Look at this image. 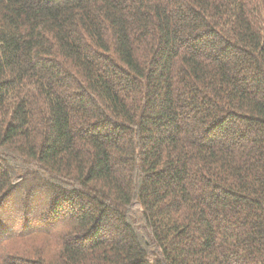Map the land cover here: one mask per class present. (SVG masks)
<instances>
[{
  "label": "trees",
  "instance_id": "1",
  "mask_svg": "<svg viewBox=\"0 0 264 264\" xmlns=\"http://www.w3.org/2000/svg\"><path fill=\"white\" fill-rule=\"evenodd\" d=\"M0 264H264V0H0Z\"/></svg>",
  "mask_w": 264,
  "mask_h": 264
}]
</instances>
